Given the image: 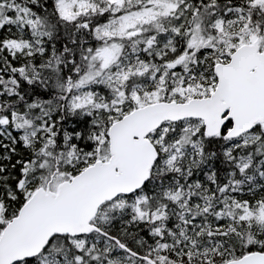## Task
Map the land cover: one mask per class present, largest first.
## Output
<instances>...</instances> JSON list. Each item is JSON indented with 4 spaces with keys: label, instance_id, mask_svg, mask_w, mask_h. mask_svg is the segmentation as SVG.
Wrapping results in <instances>:
<instances>
[{
    "label": "snow or ice",
    "instance_id": "snow-or-ice-1",
    "mask_svg": "<svg viewBox=\"0 0 264 264\" xmlns=\"http://www.w3.org/2000/svg\"><path fill=\"white\" fill-rule=\"evenodd\" d=\"M0 264H264V0H0Z\"/></svg>",
    "mask_w": 264,
    "mask_h": 264
}]
</instances>
